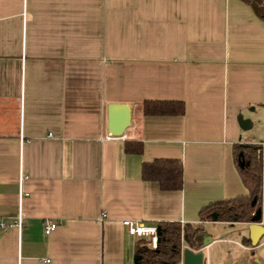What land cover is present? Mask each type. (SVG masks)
I'll return each mask as SVG.
<instances>
[{"label": "crops", "instance_id": "crops-1", "mask_svg": "<svg viewBox=\"0 0 264 264\" xmlns=\"http://www.w3.org/2000/svg\"><path fill=\"white\" fill-rule=\"evenodd\" d=\"M145 100L185 113L145 116ZM110 103L130 107L121 138L107 130ZM259 107L264 21L240 0H0V218L24 215L0 232V264H134L124 220L212 223L202 207L247 193L237 116ZM157 158L182 161V190L141 179ZM46 220L58 224L49 235ZM219 223L239 225L233 243L252 251L248 223ZM211 236L204 254L230 242Z\"/></svg>", "mask_w": 264, "mask_h": 264}, {"label": "trees", "instance_id": "trees-1", "mask_svg": "<svg viewBox=\"0 0 264 264\" xmlns=\"http://www.w3.org/2000/svg\"><path fill=\"white\" fill-rule=\"evenodd\" d=\"M240 1L250 6L254 14L264 21V0ZM142 111L145 116H181L185 113V105L183 101L176 100H145ZM261 148L262 145L259 144L233 145L234 165L247 193L215 200L205 205L199 211L201 222L212 221L213 214L217 215L219 222H251L256 209L262 206ZM142 151L143 143L140 141L124 143V152L127 154H141ZM141 179L158 183L162 191L182 190L183 163L180 159L171 158H157L151 162H143ZM254 199L256 204L253 206ZM157 227H160L157 248H151L145 240H143L144 245L136 243L135 255H141L140 264H181L183 244L198 250L202 247L204 237L210 236L204 231L202 224L186 223L181 229L179 222H160ZM243 242L251 246L249 237H244Z\"/></svg>", "mask_w": 264, "mask_h": 264}, {"label": "rangeland", "instance_id": "rangeland-1", "mask_svg": "<svg viewBox=\"0 0 264 264\" xmlns=\"http://www.w3.org/2000/svg\"><path fill=\"white\" fill-rule=\"evenodd\" d=\"M243 115V114H241ZM246 115L250 116L252 127L248 130L242 131V136L249 137V141L253 145H263L264 144V108H256L251 112H246ZM261 190H264V186L261 184ZM264 222V218H263ZM226 223V222H225ZM230 223V222H228ZM181 224V229H183ZM204 231L213 235L217 238H227L230 239V242L219 241L218 245H214L211 249L205 250L204 264L205 261H209L210 264H239L236 259H238L239 253L242 256H246L248 264H264V235L262 236L259 245L256 248H253L252 251L244 253L242 249L240 250L239 246L234 244V240L241 241L242 236L244 235L243 230L240 229L239 225H229V224H220L219 221H215L210 224L204 225ZM249 235V234H248ZM144 239L141 241L138 240L137 244L144 245ZM189 247V246H188ZM191 248V247H190ZM244 258L241 257V260Z\"/></svg>", "mask_w": 264, "mask_h": 264}, {"label": "water", "instance_id": "water-1", "mask_svg": "<svg viewBox=\"0 0 264 264\" xmlns=\"http://www.w3.org/2000/svg\"><path fill=\"white\" fill-rule=\"evenodd\" d=\"M253 109V108H251ZM107 130L111 136L121 138L125 130L129 127L131 122L130 107L126 103H110L107 111ZM237 122L241 129L248 130L252 127V122L248 118H244L241 114L237 116ZM253 206L256 204V199L252 202ZM264 206L256 209L252 215L251 222L248 223V234L251 242V247L256 248L262 236L264 235ZM212 221H217V215L213 214ZM158 237L160 236V227L157 230ZM213 241L212 236H205L202 247L197 251L186 247L182 251V264H204V250ZM141 255L134 257V264H140Z\"/></svg>", "mask_w": 264, "mask_h": 264}, {"label": "built area", "instance_id": "built-area-1", "mask_svg": "<svg viewBox=\"0 0 264 264\" xmlns=\"http://www.w3.org/2000/svg\"><path fill=\"white\" fill-rule=\"evenodd\" d=\"M261 160V184L264 186V144L262 145L260 152ZM23 195V194H22ZM262 206H264V190L262 191ZM24 215L19 208L18 214L14 218H0V232L5 231L9 228L23 227ZM123 225L127 228L128 233L136 238L144 239L151 248H157L158 235H157V224H145L142 222H135L131 220H124ZM58 224L51 220L44 222V233L46 235L51 234L56 230Z\"/></svg>", "mask_w": 264, "mask_h": 264}]
</instances>
